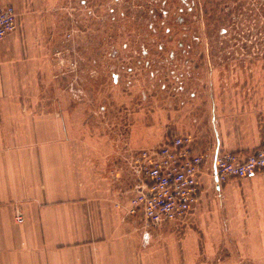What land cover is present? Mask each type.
<instances>
[{
	"label": "rangeland",
	"instance_id": "obj_1",
	"mask_svg": "<svg viewBox=\"0 0 264 264\" xmlns=\"http://www.w3.org/2000/svg\"><path fill=\"white\" fill-rule=\"evenodd\" d=\"M4 1L15 4L19 18L0 50L11 58L30 54L31 61L26 70L8 72L17 77L30 71L0 98L47 101L22 92L41 76L54 86L60 111L65 107L72 115L73 135L111 149H122L128 139L127 163L143 147L184 130L198 113L212 129L218 119L239 127L249 118L243 111L264 118V0ZM249 142L258 145L254 150L264 145ZM254 177L246 181L262 180ZM229 197L223 189L205 191L193 212L245 213L244 202L230 203ZM257 208L262 210L249 200L247 212ZM263 225L239 221L223 233L232 245L251 249L264 246ZM193 228L202 230V238L208 231L192 226L183 235L191 236Z\"/></svg>",
	"mask_w": 264,
	"mask_h": 264
},
{
	"label": "crops",
	"instance_id": "obj_2",
	"mask_svg": "<svg viewBox=\"0 0 264 264\" xmlns=\"http://www.w3.org/2000/svg\"><path fill=\"white\" fill-rule=\"evenodd\" d=\"M2 1L0 5L13 4ZM21 57L0 50V94L9 84L14 91V84L20 86L30 72L7 76L30 67L25 63L31 61L30 54ZM28 91L37 98L45 95L47 101L0 98V264H264L259 255L264 246L232 245L223 233L239 221L264 222V170L222 185L214 184L210 175L218 150L253 151L258 145L249 141L264 140L259 112L243 111L249 118L239 127L218 119L214 131L206 115L198 113L184 130L171 133L194 136V150L207 158L201 177L207 193L223 189L230 203L232 198L244 202L245 213L191 212L161 228L143 230L114 203L116 197L127 198L125 191L134 184L125 149L130 148L128 139L122 149L89 143L85 135H73L72 115L65 107L60 111L54 86L39 76L22 89ZM254 176L262 180L246 181ZM255 189L260 196L249 195ZM249 200L262 210L248 213ZM19 212L23 222L17 221ZM192 226L207 229L204 238L195 228L191 236L183 235ZM251 251L255 256L248 259L245 254Z\"/></svg>",
	"mask_w": 264,
	"mask_h": 264
},
{
	"label": "built area",
	"instance_id": "obj_3",
	"mask_svg": "<svg viewBox=\"0 0 264 264\" xmlns=\"http://www.w3.org/2000/svg\"><path fill=\"white\" fill-rule=\"evenodd\" d=\"M18 12L13 4L0 5V40L17 28ZM204 153L194 150L190 133L171 134L163 141L143 147L130 156L134 179L127 198H115V206L140 229H158L193 212L206 188L201 179ZM264 170V145L253 151L218 150L210 168L214 184L246 178ZM25 220L22 212L17 221Z\"/></svg>",
	"mask_w": 264,
	"mask_h": 264
}]
</instances>
